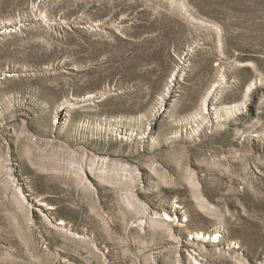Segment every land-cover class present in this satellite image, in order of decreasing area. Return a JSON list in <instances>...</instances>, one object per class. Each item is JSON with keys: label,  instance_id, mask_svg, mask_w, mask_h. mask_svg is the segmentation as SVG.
I'll list each match as a JSON object with an SVG mask.
<instances>
[{"label": "rangeland", "instance_id": "rangeland-1", "mask_svg": "<svg viewBox=\"0 0 264 264\" xmlns=\"http://www.w3.org/2000/svg\"><path fill=\"white\" fill-rule=\"evenodd\" d=\"M0 264H264V0H0Z\"/></svg>", "mask_w": 264, "mask_h": 264}]
</instances>
